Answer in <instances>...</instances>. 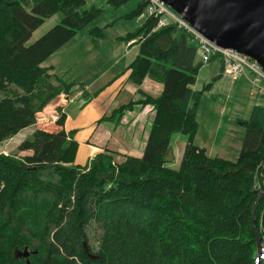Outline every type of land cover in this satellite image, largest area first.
I'll list each match as a JSON object with an SVG mask.
<instances>
[{
  "label": "trees",
  "instance_id": "1",
  "mask_svg": "<svg viewBox=\"0 0 264 264\" xmlns=\"http://www.w3.org/2000/svg\"><path fill=\"white\" fill-rule=\"evenodd\" d=\"M85 6L86 0H0V145L35 127L37 115L76 86L42 64L102 13ZM144 8L143 0L133 15ZM57 13L61 24L26 46ZM157 23L149 17L125 41H139L129 82L140 87L149 79L163 86L161 94L140 89L138 101L110 117L153 108L142 157L116 163L117 153L106 150L85 167L75 165L79 145L64 129L65 114L57 132L35 129L20 143L18 152L30 155L0 154V264H26L15 257L25 248L31 264H264L257 262L263 201L253 216L264 167V107L243 123L248 131L236 162L208 156L194 144L202 92L193 86L203 66L197 48L174 24L154 30ZM90 35L105 39L99 28ZM176 134L187 137L178 168Z\"/></svg>",
  "mask_w": 264,
  "mask_h": 264
},
{
  "label": "rangeland",
  "instance_id": "2",
  "mask_svg": "<svg viewBox=\"0 0 264 264\" xmlns=\"http://www.w3.org/2000/svg\"><path fill=\"white\" fill-rule=\"evenodd\" d=\"M119 1L120 0H86L85 9L96 8L101 10L102 13L86 29L78 32V34L54 56L46 60L42 66L48 67L52 64L56 69L54 74L62 80L67 83L72 82L78 86H82V84L87 83L99 74L107 71L115 60L134 50L131 56L126 58L115 70L107 72L106 77L103 79V83L110 81L112 77L123 71L124 67L138 55L137 45L128 52L125 38L145 24L149 14L147 9L144 8L139 15H133L139 9L143 0H126L123 3ZM62 19L63 15L61 13H57L50 19H47L44 24L33 33L30 40L26 43V46L34 44L52 28L60 25ZM95 28H99L103 31L105 36L104 40L101 41L90 35V31ZM190 43L194 45L192 40ZM200 59V53L198 51L196 62H201ZM237 80L233 81L231 78L225 76L220 77L219 61L214 60L202 66L197 76L196 83L193 86L194 91L202 92L197 107L199 131L195 144L201 147H203V145L212 146L215 148L213 157H219L231 162L237 161L247 135L248 128L243 123L250 121L255 107H264V98L255 93L256 89L254 90V87L244 78L241 81ZM149 82L152 84L150 86H154V90L151 91V94L154 96L160 95L163 86L152 81ZM209 84H212L210 90H204ZM58 99L59 98L55 99L45 108L43 112L44 116H37L38 120L34 129L27 130V132H20L14 138L3 142L0 145V154L6 156L30 155V153H19L18 146L23 140L30 137L35 129L49 132L52 130L53 111L55 110L59 117L61 114L60 110H64V108L60 107V104H58ZM85 99L86 97H84L82 101H85ZM82 101L79 102L78 100L71 107L75 109V115L77 113V106H79ZM119 101H122L121 103H128L126 95H122ZM69 113L70 115H74L73 112L69 111ZM82 125H84V123H82ZM103 126L116 129L115 124L107 125L103 123ZM82 127L86 130L82 131L80 138L91 128L89 124ZM127 128L121 129L117 137L124 144V147L130 146L132 140V135ZM70 133H72L74 140L77 141L79 145L75 158V165L81 167L89 165L96 155L89 158V152L87 151L88 141L81 139L79 140L81 142H78L75 136L76 132ZM172 143L175 154L174 167L178 168L182 159L184 147L187 143V137L182 134H176L172 139ZM113 144H115L114 140ZM115 145L114 148L117 150L121 151L124 149L122 146L116 148ZM129 153L131 157L137 158L143 155V151L138 152V149L136 151L131 150ZM114 156L116 163L124 159V156L120 154H114ZM261 201H263V195ZM94 235L93 231L90 230V245H92L94 250H97L98 247Z\"/></svg>",
  "mask_w": 264,
  "mask_h": 264
},
{
  "label": "crops",
  "instance_id": "3",
  "mask_svg": "<svg viewBox=\"0 0 264 264\" xmlns=\"http://www.w3.org/2000/svg\"><path fill=\"white\" fill-rule=\"evenodd\" d=\"M120 38H124V37H120ZM134 46L130 48H127L126 46V49L129 52L131 49H133ZM137 47L139 50V45H137ZM133 51L134 50L127 53V55L122 56L117 60H115L107 71H104L103 73L99 74L94 79L88 81L87 83L82 84V86L76 85L72 89L71 94L66 95L67 103H64V100L62 99L63 97L58 99L59 102L58 104H60V107L64 108V113L66 115V122L64 129L66 130L67 133L76 132L75 136L78 142H81L79 141L81 139H85L88 141L87 151L89 152V158L99 153H103L106 150H110L122 156H130L129 151L131 150L136 151L138 149V152L144 150L149 135L151 123L154 117V111L152 107L147 106L143 108L141 106H134L132 111L126 112L120 121H117V116L110 119L112 113L115 110H117L119 107L126 105L130 102H136L140 99V96L137 93L138 90L141 89L145 93L152 95L151 91L154 90V86H150L152 85L151 82H149L151 80L145 79L140 87L131 84L128 80L131 72L130 66L136 60L137 57L136 58L134 57L130 61V63L124 67L123 71H121L118 75L112 77L110 81L103 83V79L106 77L107 72L115 70V68L121 65L126 58L131 56ZM219 64H220V77H223V68L220 62ZM47 68H51L53 73L56 72L55 66L52 64H50ZM242 79L243 78H240L239 81H241ZM245 80L249 82L247 79ZM122 95H126V99H128L127 101L128 103H121L122 101H119V98ZM84 97H86V99L85 101H82ZM78 100L79 102L82 101V103L79 106H77V110H76L77 116H76L75 109L71 107ZM69 111L73 112L75 116L70 115ZM40 116H44V114L41 113L39 117ZM56 120L57 117L53 115V121L51 127L52 130L50 132H57L59 130V127H57L56 125ZM82 123H84V125H82ZM103 123H106L107 125L115 124L116 129L107 128L103 126ZM38 124L41 125L40 123ZM86 124H89L91 128L87 130V133H85V135H83L82 138H80L82 131L86 130L82 126H85ZM34 128L35 127L28 128L21 132H27V130ZM124 128L129 129V132L132 135V140L130 146L128 147H124V144L121 142V140L117 138L118 134L121 132L120 130ZM197 135L195 137L194 144L195 141L197 140ZM113 140L115 141V144H117L118 146L113 144ZM109 141L111 142L108 143ZM114 145L116 146V148H120L122 146V148L124 149H122L121 151L117 150L114 148ZM198 147L205 149L207 155L210 157H213L215 154L214 153L215 148L212 146L209 147V145H203V147L201 146Z\"/></svg>",
  "mask_w": 264,
  "mask_h": 264
},
{
  "label": "water",
  "instance_id": "4",
  "mask_svg": "<svg viewBox=\"0 0 264 264\" xmlns=\"http://www.w3.org/2000/svg\"><path fill=\"white\" fill-rule=\"evenodd\" d=\"M199 33L216 45L233 49L257 62L264 69V0H161ZM262 199L259 194L253 216ZM85 246V252L92 259ZM35 251L32 254H36ZM262 255L259 241L258 255ZM15 257L30 263L28 248L17 251Z\"/></svg>",
  "mask_w": 264,
  "mask_h": 264
},
{
  "label": "built area",
  "instance_id": "5",
  "mask_svg": "<svg viewBox=\"0 0 264 264\" xmlns=\"http://www.w3.org/2000/svg\"><path fill=\"white\" fill-rule=\"evenodd\" d=\"M149 17L158 18L154 30L167 27L169 23L175 25L177 31L186 34L197 47L200 53L201 62L209 64L217 58L223 65V74L233 81L245 78L254 87L255 93L264 98V69L255 61L238 53L233 49H225L211 42L200 34L194 27L182 19L177 13L170 9L160 0H145ZM133 42L127 44L131 46ZM257 188L263 195L264 203V167L263 172L258 176ZM264 257V249H262Z\"/></svg>",
  "mask_w": 264,
  "mask_h": 264
}]
</instances>
